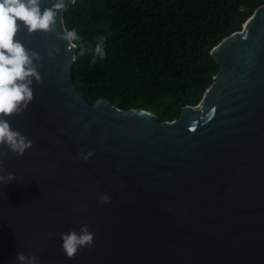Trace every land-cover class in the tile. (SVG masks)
<instances>
[{"label":"water","instance_id":"95a60500","mask_svg":"<svg viewBox=\"0 0 264 264\" xmlns=\"http://www.w3.org/2000/svg\"><path fill=\"white\" fill-rule=\"evenodd\" d=\"M65 2L51 31L17 36L41 55V80L10 117L31 147L0 158V175L17 177L0 183V264L17 252L39 264H264V5L212 50L218 70L199 105L160 121L88 103L77 48L58 37ZM84 224L94 244L69 258L61 233Z\"/></svg>","mask_w":264,"mask_h":264},{"label":"trees","instance_id":"16d2710c","mask_svg":"<svg viewBox=\"0 0 264 264\" xmlns=\"http://www.w3.org/2000/svg\"><path fill=\"white\" fill-rule=\"evenodd\" d=\"M264 0H74L64 27L84 38L72 69L90 105L106 99L118 108L142 109L160 121L197 106L218 66L212 50L242 31ZM104 38L106 55L91 63Z\"/></svg>","mask_w":264,"mask_h":264},{"label":"clouds","instance_id":"9594fccd","mask_svg":"<svg viewBox=\"0 0 264 264\" xmlns=\"http://www.w3.org/2000/svg\"><path fill=\"white\" fill-rule=\"evenodd\" d=\"M65 7V0H56L51 7H44L42 0H0V158L6 154L4 149L23 155L32 145L30 139L11 127L10 117L27 109L32 102L33 84L41 80L38 64L42 57L38 52L27 49L17 36L21 29H26L28 33L51 31ZM58 37L67 42L69 49L83 48L84 38L75 27L63 28ZM93 51L91 63L104 59L106 50L103 37L95 44ZM55 54H59L58 48ZM81 155L86 161L94 153L82 150ZM13 180H17L14 173L0 175V183ZM98 201L111 203V197L101 193ZM94 236L86 224L81 225L79 231L62 232L61 249L71 258L79 250L92 247ZM16 264H39V260L35 254L17 252Z\"/></svg>","mask_w":264,"mask_h":264},{"label":"rangeland","instance_id":"374dc122","mask_svg":"<svg viewBox=\"0 0 264 264\" xmlns=\"http://www.w3.org/2000/svg\"><path fill=\"white\" fill-rule=\"evenodd\" d=\"M199 105V104H198Z\"/></svg>","mask_w":264,"mask_h":264}]
</instances>
